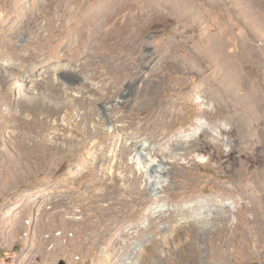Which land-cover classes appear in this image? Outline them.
Returning a JSON list of instances; mask_svg holds the SVG:
<instances>
[{
    "label": "rangeland",
    "instance_id": "1",
    "mask_svg": "<svg viewBox=\"0 0 264 264\" xmlns=\"http://www.w3.org/2000/svg\"><path fill=\"white\" fill-rule=\"evenodd\" d=\"M262 133L264 0H0V264H264Z\"/></svg>",
    "mask_w": 264,
    "mask_h": 264
},
{
    "label": "bare ground",
    "instance_id": "2",
    "mask_svg": "<svg viewBox=\"0 0 264 264\" xmlns=\"http://www.w3.org/2000/svg\"><path fill=\"white\" fill-rule=\"evenodd\" d=\"M250 136H251V134H250ZM259 139L262 142L264 141V133H262L259 136ZM248 140L250 141L251 139H248ZM146 147H147V145L144 142L135 143L134 150L136 151V155H135L136 161L139 164L141 163V160H145L147 162L146 171H149L151 174L147 177L149 185L153 186V187L161 186L164 184L165 176L167 175V170H166V167L164 165V161L163 160H149L148 159L149 154H147V152H146ZM246 154H247V157H251V158H253V156H254V158H256V156H258L254 152H250V153L246 152ZM258 157L260 159L261 165L264 164V155L261 154V156H258ZM256 166H257V168H256ZM256 166H255V168L258 169V171L257 170H256V172L254 171L255 174H254V176H252L253 177L252 179H255L256 177L260 178L259 175L264 173V167H258V164H256ZM255 168H253V169L255 170ZM133 202L135 204H139L138 199H135ZM115 228H117V234L115 233V235L122 236L125 239L126 238L127 239L132 238L134 232L133 233L130 232V229L120 228L117 225H115ZM140 231L142 232V229H140ZM152 242L151 243H145V245L143 246L142 252L139 253L136 262H134L133 264H167L166 263V261L168 259L167 257H169L172 254L173 250L170 249L171 251H169V255H165L166 257H164V258H156V257H154L153 252L155 251L154 249L157 246V243H155V242L152 243ZM181 246L183 247V245H181ZM185 247H186V245L182 248L181 251L176 253V254H179L178 256L168 259L169 264H200L198 254L197 253L189 254ZM156 249H158V248H156ZM108 264H116V262L113 263L112 260H109Z\"/></svg>",
    "mask_w": 264,
    "mask_h": 264
},
{
    "label": "water",
    "instance_id": "3",
    "mask_svg": "<svg viewBox=\"0 0 264 264\" xmlns=\"http://www.w3.org/2000/svg\"><path fill=\"white\" fill-rule=\"evenodd\" d=\"M58 264H64V262L63 261H60ZM254 264H257V263H254Z\"/></svg>",
    "mask_w": 264,
    "mask_h": 264
}]
</instances>
